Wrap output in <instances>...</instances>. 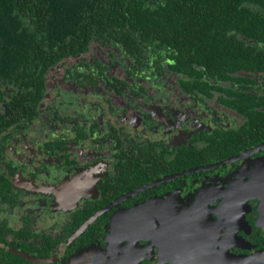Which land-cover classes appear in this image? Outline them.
Returning a JSON list of instances; mask_svg holds the SVG:
<instances>
[{"label": "flooded vegetation", "instance_id": "flooded-vegetation-1", "mask_svg": "<svg viewBox=\"0 0 264 264\" xmlns=\"http://www.w3.org/2000/svg\"><path fill=\"white\" fill-rule=\"evenodd\" d=\"M171 44L93 41L48 70L28 119L4 118V251L24 264H264V73L186 74Z\"/></svg>", "mask_w": 264, "mask_h": 264}, {"label": "trees", "instance_id": "trees-1", "mask_svg": "<svg viewBox=\"0 0 264 264\" xmlns=\"http://www.w3.org/2000/svg\"><path fill=\"white\" fill-rule=\"evenodd\" d=\"M158 35L183 73H264V0H0V131L5 117L36 111L48 70L64 57L102 38L143 44ZM5 232L0 223V264H24L2 249Z\"/></svg>", "mask_w": 264, "mask_h": 264}, {"label": "water", "instance_id": "water-1", "mask_svg": "<svg viewBox=\"0 0 264 264\" xmlns=\"http://www.w3.org/2000/svg\"><path fill=\"white\" fill-rule=\"evenodd\" d=\"M23 254V253H22Z\"/></svg>", "mask_w": 264, "mask_h": 264}]
</instances>
